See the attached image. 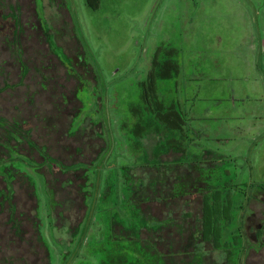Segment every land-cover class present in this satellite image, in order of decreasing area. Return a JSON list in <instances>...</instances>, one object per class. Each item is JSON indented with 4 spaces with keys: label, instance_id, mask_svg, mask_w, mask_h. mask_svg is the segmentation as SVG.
Returning <instances> with one entry per match:
<instances>
[{
    "label": "rangeland",
    "instance_id": "1",
    "mask_svg": "<svg viewBox=\"0 0 264 264\" xmlns=\"http://www.w3.org/2000/svg\"><path fill=\"white\" fill-rule=\"evenodd\" d=\"M3 4L0 116L21 119L34 106L38 129L30 120L36 143L28 139L23 149H0V175L10 182L4 172L12 165L35 189L27 178H17L10 202L15 213L0 199V264H156L135 253L121 225L156 230L155 223L181 221L184 212L198 215L207 189L232 201L231 220L221 223V250L177 251L173 259L245 264L248 252L264 250V232L254 244L245 234L251 225L246 233L253 236L262 220L264 231V0H98L97 9L88 0ZM11 5L21 9L14 12L19 34ZM15 44L29 45L23 58L32 72L51 58L48 75L58 84L24 78ZM41 48L48 55L43 63ZM158 53L159 64L179 67L176 77L157 88L166 108L185 115L183 129L166 122L169 110L158 116L142 100L140 85ZM59 82L68 92L78 86L83 105L70 132L72 114L61 105ZM38 83L43 96L32 95ZM57 105L65 122L58 120ZM15 142L22 143L16 136ZM40 146L47 147L45 155ZM39 153L73 167L64 170ZM130 186L148 202L131 204ZM5 189L0 178V194ZM172 197L170 207L162 202Z\"/></svg>",
    "mask_w": 264,
    "mask_h": 264
},
{
    "label": "trees",
    "instance_id": "2",
    "mask_svg": "<svg viewBox=\"0 0 264 264\" xmlns=\"http://www.w3.org/2000/svg\"><path fill=\"white\" fill-rule=\"evenodd\" d=\"M3 3H4V0H0V9L1 10L5 6ZM88 5H90L93 9H97L98 8V0H88ZM8 8L12 11V18L14 19V21L16 23V26L18 29V34H19V32H23V30L20 28L21 27V21L19 20L18 15L15 16V13H14L15 11H17L18 13L21 12V9L17 5H13V6L11 5ZM8 16L10 17V14L7 15V17ZM34 25L35 24H33V27L35 28L36 25L35 26ZM36 29H37L38 33H39V30L41 32L40 25H38L36 27ZM31 38L32 37H30V39ZM35 39L36 38H34V40ZM30 41H32V39ZM43 44H44V42L39 43L40 46ZM15 46L17 49L18 59H19V62L21 64V68H22V72L24 74V78H28L27 75L28 76L32 75V78H34V79L40 78V80H38L39 83L42 81V83L48 82L49 84L51 83L53 85L58 84V81L56 79H54V77L52 78L48 75L49 72H53L54 66L51 63L52 62L51 58H50L51 62H49L47 59H45L44 56H48V55L45 52H43L42 48L40 50L43 52V55L42 54H39V55L41 57V63H43V61H42V58H43L46 60V65L44 63H43V65L40 63L41 64V67H39L40 70L32 72L35 69L31 71L28 64L25 63V60L23 58L29 49V45H25V44L20 45L19 44V46H17L15 44ZM47 50H48V48H47ZM159 53L156 56V59L153 63L152 71L148 74L147 80L145 82L141 83V85H140L141 91H142V100H143L144 104L149 109H152L153 112L158 116L165 114V112H167L169 110V112H167V114L170 118H168L166 115V117H167L166 122L167 123H170V122L174 123V125L177 129H183L185 124H186L185 115L180 110H177L176 107H174V106H171V108H166L160 102L159 95H158V88H157L159 81L170 80L174 76L176 77L179 74V67L176 63L171 62V61H167L164 64H161V63L159 64V62L157 60V58L159 57ZM43 67H46L47 70H44ZM68 79H67V77H65L64 81L65 82L69 81ZM39 83L37 84V87H35V89L33 91L32 95H34V96H43L42 93H38V90L43 91L38 86ZM59 84H60V89H59L60 94L65 99L64 101L62 100L61 105L65 109V112H66V109H68L69 113L72 114L71 115L70 128L68 129L70 132L73 121L76 118V115H78L79 110L83 106L82 103L77 99V92H78L79 87L75 86L77 88L73 89V91L69 90V92H68L67 86H62V84L60 82H59ZM61 89H63V90L61 91ZM28 98H30V100L34 99V98H32V96H30V97L28 96ZM27 101L29 102V100H27ZM35 102L36 101L34 100V104H35ZM72 104H74V107H72ZM57 107H58V105H57ZM71 107H72V109H71ZM33 108H34V106L28 107V110H26L27 111V117L25 114L24 115L25 117H23L21 119L17 118V120L14 119L13 121L8 119V118L0 116V129H2L5 132V135H2V137H0V149L5 150L4 149L5 147H10V148L13 147L14 148L16 145L21 146L23 149V147L29 146V144L25 142V140H28V139L32 140L33 142L36 143V141L33 140L32 129L28 128L30 125V120H32L35 122L33 124V127H34L33 131L38 129V126L36 124L37 120H35L33 118V115H31L32 114L31 111L33 110ZM58 109L60 110L59 113L61 115L58 120L65 122L66 117L62 115V113H63L62 109L60 107H58ZM56 112H58V111H56ZM54 128L55 127L51 128L50 130L48 129L47 132L49 134H50V132L53 133ZM15 136L19 137L21 139V141H22V143H20L21 145L15 142ZM70 136L76 137V135H74V134H72ZM8 140L12 141L15 144H10V142H8ZM42 147L45 149L44 153H43L45 155L48 149L45 146H40V148H42ZM13 148H12V150H13ZM20 155H22L21 151H20ZM39 155L44 160L47 158V159H51V161L55 162L56 164H60L62 166V169H64V170L70 169L71 167H73V166L65 167V165L57 162L56 160L52 159L51 157H46V156L43 157V155L41 153H39ZM2 159H4V158H2ZM53 166L54 165H52V167ZM54 168H57V167H54ZM13 169H14V167L12 165H10V167L6 168L7 171L4 172L5 174L9 175V177L11 178L10 182L7 181L6 177L0 175V178H3L5 183H6V189L0 194V199H1V205L2 206L4 204L8 203L9 206L11 207V209L13 210V212L15 213V206L13 205V203H10V202H11V197L14 193L13 184L17 181V178L18 177L19 178L20 177L27 178L29 180V182L31 183V186L33 189H34V185L28 176H26L24 174H21V175L20 174H14ZM53 171H54V169L51 171V173H53ZM162 181H164V179H162L161 182ZM205 187H208V186L206 185ZM79 188L83 194L82 200H85L83 202V205L86 206V193L82 191V189H81L82 187H79ZM130 189L132 191L131 192V194H132L131 204H135L138 207H140V205L142 203L148 202L147 199H149V198L147 196L144 197V195H142V193L139 194V192L137 190H132L131 186H130ZM34 191H35V189H34ZM139 191H142L141 187L139 188ZM209 192H210V189L209 190L207 189L206 193H205V191L201 192L202 207H201V210H200L198 215H195V214L193 215L192 213L190 214L188 212H184L180 216L181 221L176 222L175 220H169V222L167 224H162L159 226H158V223H155V225H157L156 230L153 229L152 225L151 226H145V227H142L141 225H139L141 227L134 229L137 225L136 222L131 223V224H127V225L126 224L121 225L122 229L125 230V232H126V237L127 236L130 237V240H131L130 246L137 248V252H135V253H138V255L139 254L143 255L144 257L148 258L149 261L153 260V263L154 262L156 263V261H158L156 264H164L160 258V253L162 254L161 256L167 260L166 264H176V262H177V264H182V262L185 261V260L178 261V259H173L172 255H174V253L177 251L201 252V253L204 251V252H209L210 254L219 253L221 250V247H222L221 243H220L221 239H222V231H223L222 227H221V223L223 220L230 222L232 201L229 198L223 199L222 193H220L219 191H217L214 195H208ZM137 194H138L139 198H138V200H134L136 198ZM175 201H176L175 197H172L170 201H166L165 199L162 200V202L167 203V205L169 207L171 205H173V202H175ZM56 205L58 206V208L64 209L63 205L59 206L58 203H56ZM187 208H189V207H187ZM12 223L14 224L15 230H17V227H19V225L15 224L14 222H12ZM147 223H150V222H147ZM37 225H38L37 226L38 231H39V233H41L40 232V228H41L40 224H37ZM130 228H132V229H130ZM38 240L41 241L44 244V246L46 247L45 241L42 238V235H41V237L40 236L38 237ZM199 257L200 256L194 255V259L193 258L192 259L199 261V260H197V259H199Z\"/></svg>",
    "mask_w": 264,
    "mask_h": 264
},
{
    "label": "crops",
    "instance_id": "3",
    "mask_svg": "<svg viewBox=\"0 0 264 264\" xmlns=\"http://www.w3.org/2000/svg\"><path fill=\"white\" fill-rule=\"evenodd\" d=\"M254 227H252L251 225H247L246 229H245V234H246V238L248 240H251L250 238H254L255 240L253 241H250V242H253L252 244L254 243H259V241L261 240V238L258 236V233H263V227H255L256 231L254 232L255 234H253V236H248L247 233L249 229H252ZM247 232V233H246ZM257 235V236H256ZM252 259H254L253 263H261V264H264V250L260 251V252H254L253 250H251L250 252H248V255L245 257V262L247 264H252ZM260 260H263L262 262H259ZM245 263V264H246Z\"/></svg>",
    "mask_w": 264,
    "mask_h": 264
},
{
    "label": "flooded vegetation",
    "instance_id": "4",
    "mask_svg": "<svg viewBox=\"0 0 264 264\" xmlns=\"http://www.w3.org/2000/svg\"><path fill=\"white\" fill-rule=\"evenodd\" d=\"M263 217L262 218H264V215H262ZM257 227H263V220L260 222V224H258V226Z\"/></svg>",
    "mask_w": 264,
    "mask_h": 264
}]
</instances>
